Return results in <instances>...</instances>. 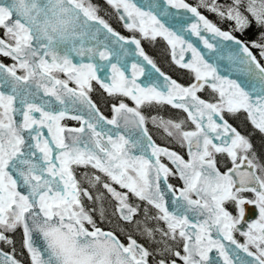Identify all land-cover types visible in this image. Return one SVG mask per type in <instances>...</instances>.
Instances as JSON below:
<instances>
[{"label":"snow or ice","instance_id":"1","mask_svg":"<svg viewBox=\"0 0 264 264\" xmlns=\"http://www.w3.org/2000/svg\"><path fill=\"white\" fill-rule=\"evenodd\" d=\"M102 3L130 37L96 0H0V264H264V0ZM169 8L191 16L166 26ZM185 31L230 49L245 79L222 75ZM158 37L191 83L145 54L141 40ZM126 45L154 70L147 84ZM162 106L185 114L150 117L183 155L149 130L142 108ZM241 114L247 136L229 122Z\"/></svg>","mask_w":264,"mask_h":264},{"label":"trees","instance_id":"2","mask_svg":"<svg viewBox=\"0 0 264 264\" xmlns=\"http://www.w3.org/2000/svg\"><path fill=\"white\" fill-rule=\"evenodd\" d=\"M192 4H196L197 0H188ZM97 3L101 4V12L100 15L103 16L108 22L112 25V27L120 32L123 36H131L132 33H130L127 29L123 27L122 22L117 21L113 16L106 15L107 6L102 3V0H96ZM202 12H204L210 20L218 23L219 26L222 28H226L227 26L224 24H220L217 17L213 14H210L203 9H201ZM255 29H253L250 33L249 36L254 35ZM141 45L144 51L147 53V55L165 72L169 73L172 77L175 79H178V81L182 84H189L191 83V77L189 74L178 71L174 65L171 64V61L168 58L167 54V44L166 41L163 40L162 37H158L156 41H150V40H141ZM94 83V88L96 91L92 93V98L94 101H96L98 107L102 110L104 114L107 116L111 115L110 111V103L111 98L107 97L106 94H102V91L99 89V86ZM199 95L206 100L210 98V89H206L204 92L199 93ZM126 103H128L131 106H135L134 103L131 100H126ZM142 112L145 116L150 117L155 116V115H161L164 116L165 118L169 117H177L179 116L180 118H183L185 114L179 112V110L172 109L170 106H162L159 107L158 109L153 108H142ZM229 121L243 134V135H248L252 131V127L249 123H247L244 118L243 114H241L240 117L232 119L229 118ZM67 123L69 124H75L74 121H68ZM149 124V122H148ZM150 126V124H149ZM261 140L262 137L261 135L257 132L255 135L252 136V143L256 146L257 150L259 151L260 146H261ZM170 181H173L171 178ZM143 242V241H141Z\"/></svg>","mask_w":264,"mask_h":264},{"label":"water","instance_id":"3","mask_svg":"<svg viewBox=\"0 0 264 264\" xmlns=\"http://www.w3.org/2000/svg\"><path fill=\"white\" fill-rule=\"evenodd\" d=\"M153 2H155L156 4H161V5L163 4V0H136V3L139 4L142 7H145L146 10H147L148 5L152 4ZM186 2L189 3V4H192L188 0H186ZM192 5H194V4H192ZM153 10L154 11H157V9H153ZM168 11H169V13L175 14V19H174L173 15H169L167 17H163L162 16L161 17L162 22H164L166 24V26L174 27L176 29H179L180 28L181 22H183L185 20H188V18L191 16L190 13L189 14H183V10H180V12H177L176 9L169 8ZM202 14L205 15L209 19V17L204 12H202ZM184 26H185V28L187 27L186 24ZM182 34L185 36V38L187 40H189L195 46L198 47V49L202 52V54L204 55V57H205L206 60H208L210 63H215V64L218 65V67H219L220 72H221L222 75H227L230 78L238 79V80H244L245 79V74L243 72H240L239 70H237L232 65V62L228 59L230 49L223 48V49H217L216 51H211V50L205 49L203 47L202 42L199 41V39L197 37H195V36L187 33L186 31L184 33H182ZM204 35L206 37H209V34L208 33H204ZM125 37H130V36H125ZM125 47L129 49L128 56L124 57V60L126 61L127 65L129 66V69H130V65L133 62L141 63L145 67L146 75L145 76H141L139 78L138 82H141L143 84H147L149 82L148 79H147V73L148 72H153L154 70L151 69V66L150 65H147V63L145 61H143L142 57H139L136 54L135 45H126ZM141 47H142V45H141ZM145 54L147 55L146 52H145ZM188 55L190 56V54H188ZM221 57H222V59H221ZM157 67H159V66L157 65ZM161 71H163V70L161 69ZM163 72L166 75L171 76L169 73H167L165 71H163ZM128 74L130 75V71H129ZM99 75H101L102 78H104L105 80H107V73L106 72H101V73H99ZM172 78H174V77H172ZM201 98H203V97H201ZM203 99H205V98H203ZM130 107H132V106H130ZM108 118H110V117H108ZM153 139H154V137H153ZM161 146H164V145H161ZM165 147H167V146H165ZM168 148H170V147H168ZM170 149H172V148H170ZM172 150H174V149H172ZM213 255H215V253H213ZM241 255H243V253H241Z\"/></svg>","mask_w":264,"mask_h":264},{"label":"flooded vegetation","instance_id":"4","mask_svg":"<svg viewBox=\"0 0 264 264\" xmlns=\"http://www.w3.org/2000/svg\"><path fill=\"white\" fill-rule=\"evenodd\" d=\"M6 62H10V61H6ZM111 115H112V114H111ZM111 115H109L108 117L111 118ZM106 116H107V115H106ZM229 122H230V121H229ZM230 123H231V122H230ZM149 124H150V126H149ZM149 124H148V127H149L150 132H153V133H154L153 126H152V124H151L150 121H149ZM71 125L76 126L75 124H71ZM233 126H234V125H233ZM234 127H235V126H234ZM237 130H238V129H237ZM238 131H239V130H238ZM241 134H242V133H241ZM153 137H154V140H155L158 144H160V145H164V146H167V147H170V148L174 149L175 151L181 153L182 155L184 154V150L181 149V148L179 147V145H171V144H167L166 142L160 140V138L157 136L156 133L153 134ZM185 158H187V157L185 156ZM165 163H167L166 160H165ZM224 170H225V168H224L223 166H221V171H224ZM172 179H173V181H170V182H171L172 184H174L175 186L179 187V186L182 185V181H179L177 178H172ZM170 180H171V179H170ZM100 226H101V227H104V228H107V226H104V225H102V224H100ZM236 238L238 239L239 242L243 243V238L240 237L238 234H237V237H236Z\"/></svg>","mask_w":264,"mask_h":264},{"label":"rangeland","instance_id":"5","mask_svg":"<svg viewBox=\"0 0 264 264\" xmlns=\"http://www.w3.org/2000/svg\"><path fill=\"white\" fill-rule=\"evenodd\" d=\"M150 122H151V119H150ZM157 136L160 138V140L166 142L167 144L177 145L174 141H171V140H165V139L163 138V136L160 135V134H157ZM102 225L107 226L106 224H102ZM137 239H139V237H137ZM143 242H144V241H143ZM143 242H141V243H143Z\"/></svg>","mask_w":264,"mask_h":264}]
</instances>
